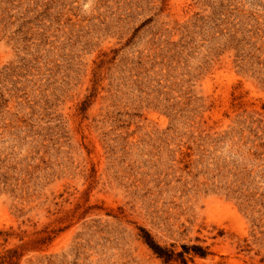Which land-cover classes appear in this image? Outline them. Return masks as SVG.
<instances>
[{
  "label": "rangeland",
  "instance_id": "obj_1",
  "mask_svg": "<svg viewBox=\"0 0 264 264\" xmlns=\"http://www.w3.org/2000/svg\"><path fill=\"white\" fill-rule=\"evenodd\" d=\"M0 264H264V0H0Z\"/></svg>",
  "mask_w": 264,
  "mask_h": 264
},
{
  "label": "trees",
  "instance_id": "obj_2",
  "mask_svg": "<svg viewBox=\"0 0 264 264\" xmlns=\"http://www.w3.org/2000/svg\"><path fill=\"white\" fill-rule=\"evenodd\" d=\"M148 245L151 247V249H153V251H154L155 253H157V255H159V256H160V252H159V250H158V248H157V247L153 246V245H152V244H150V243H148Z\"/></svg>",
  "mask_w": 264,
  "mask_h": 264
}]
</instances>
